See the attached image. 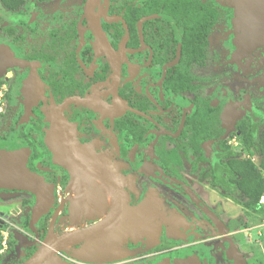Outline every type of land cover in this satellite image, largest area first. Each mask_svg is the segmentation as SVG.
<instances>
[{"label": "flooded vegetation", "instance_id": "1", "mask_svg": "<svg viewBox=\"0 0 264 264\" xmlns=\"http://www.w3.org/2000/svg\"><path fill=\"white\" fill-rule=\"evenodd\" d=\"M88 1L0 6L10 32L0 33L10 116L0 147L22 146L52 197L35 217V195L0 188V264L44 247L60 264H248L235 235L249 211L224 191V165L257 160L237 148L238 129L264 128V89L233 88L217 71L231 11L213 0ZM127 213L137 219L126 226ZM74 233L82 239L51 245Z\"/></svg>", "mask_w": 264, "mask_h": 264}, {"label": "rangeland", "instance_id": "2", "mask_svg": "<svg viewBox=\"0 0 264 264\" xmlns=\"http://www.w3.org/2000/svg\"><path fill=\"white\" fill-rule=\"evenodd\" d=\"M218 6L223 9H229L230 20L223 27V33H220L222 37H217L218 45L220 50L223 51V57L219 58L220 64L217 65L218 72H225L229 74L227 81L233 83L232 87H240L245 91L254 92L259 89H264V46L252 47L246 44L245 40L240 34V27L237 23L236 12L234 9V3L232 0H213ZM8 14L4 13L0 9V19L6 20ZM8 40L0 34V81L4 87L2 97L0 98V104L7 105L9 102L8 98V51H9ZM11 53V52H10ZM12 55V54H11ZM29 84V82H28ZM27 84V85H28ZM9 115L6 110L2 109L0 113V139L5 127L9 121ZM238 149H241L240 144L237 145ZM57 152V150L54 148ZM245 151V150H244ZM245 155V152L243 156ZM250 156L251 154L248 153ZM254 163V162H253ZM9 205L7 208H10ZM233 208V207H232ZM234 209V208H233ZM8 209L3 212L0 209V213H8ZM243 210L240 208L234 211L238 223L243 222L244 217L242 215ZM238 213V214H237ZM251 217H253L252 226L249 229L237 232L235 239L239 245V248L244 251V257L248 264H264V214L263 213H252L249 211ZM232 215V214H231ZM224 216V218H231ZM235 225V224H232ZM231 231H236L233 228Z\"/></svg>", "mask_w": 264, "mask_h": 264}, {"label": "water", "instance_id": "3", "mask_svg": "<svg viewBox=\"0 0 264 264\" xmlns=\"http://www.w3.org/2000/svg\"><path fill=\"white\" fill-rule=\"evenodd\" d=\"M236 12L237 23L240 27V34L246 44L252 47L264 46V0H232ZM92 0L88 1L90 5ZM26 153L23 147L15 143H5L0 147V188L20 189L32 193L37 198V205L33 210V216H39L45 211L46 205L52 199L48 195V188L35 174L30 173L25 167ZM76 165L77 163L74 162ZM137 217L127 213L122 219ZM125 222V221H124ZM119 222L118 225H124ZM88 233V232H87ZM81 234H70L51 243L53 246H64L73 243L77 239H82ZM84 235V234H83ZM126 236V235H125ZM113 250V249H112ZM52 252L47 248L41 249L26 264H42L47 260V264H60L56 260L49 261ZM241 257L239 256L238 259Z\"/></svg>", "mask_w": 264, "mask_h": 264}, {"label": "trees", "instance_id": "4", "mask_svg": "<svg viewBox=\"0 0 264 264\" xmlns=\"http://www.w3.org/2000/svg\"><path fill=\"white\" fill-rule=\"evenodd\" d=\"M25 0H0V6L7 11H14L24 4ZM208 2V1H207ZM0 33L9 38L10 32L7 26L0 22ZM3 85L0 81V87ZM258 124H243L239 127L240 146L248 153L255 156L257 160L253 163L249 159L238 158L233 162L225 163L224 171L229 174L223 179V189L230 197L237 198V202L252 213H262L258 199L264 194V128L258 130ZM3 142L12 140L6 134ZM236 154V153H235ZM249 224L253 223L250 214Z\"/></svg>", "mask_w": 264, "mask_h": 264}, {"label": "built area", "instance_id": "5", "mask_svg": "<svg viewBox=\"0 0 264 264\" xmlns=\"http://www.w3.org/2000/svg\"><path fill=\"white\" fill-rule=\"evenodd\" d=\"M2 92H4V87H2V89L0 91V98L2 97V95H1ZM3 107L5 109V105L0 104V113L2 112ZM258 204H259V206H260V208H261V210H262V212L264 214V194H262L260 196V198L258 200ZM6 239H7V231L6 230H1L0 231V240L2 241L1 245H3L5 243ZM3 251H4V245L0 246V254L3 253Z\"/></svg>", "mask_w": 264, "mask_h": 264}, {"label": "bare ground", "instance_id": "6", "mask_svg": "<svg viewBox=\"0 0 264 264\" xmlns=\"http://www.w3.org/2000/svg\"><path fill=\"white\" fill-rule=\"evenodd\" d=\"M125 223H126V226L130 224V222H129L128 220H126ZM120 225H121V224H120ZM120 225L117 226V235H124V236L127 235V234L125 233V231L122 230L123 227H121ZM114 234H115V232H114ZM114 234H112V236H113ZM112 236L107 237V240H106V241L103 240V241H101V242H99V243H94V244H92V248H95V249L97 250V247H99L98 245H100V244L103 245V243H104V245H107V244H108V241L111 240V237H112ZM111 243H112V242H110L109 245H111ZM112 246H113V244H112ZM89 249H90V248H89ZM89 249H86L85 252H87ZM96 252H97V251H96ZM82 253H83V252H82ZM94 255H95V254H94Z\"/></svg>", "mask_w": 264, "mask_h": 264}, {"label": "clouds", "instance_id": "7", "mask_svg": "<svg viewBox=\"0 0 264 264\" xmlns=\"http://www.w3.org/2000/svg\"><path fill=\"white\" fill-rule=\"evenodd\" d=\"M1 88V87H0ZM263 177H264V174H263ZM259 200V199H258ZM259 205V204H258ZM260 207V206H259ZM261 209V208H260ZM262 211V210H261ZM263 213V212H262ZM251 226H252V224H251ZM250 227V226H249Z\"/></svg>", "mask_w": 264, "mask_h": 264}]
</instances>
